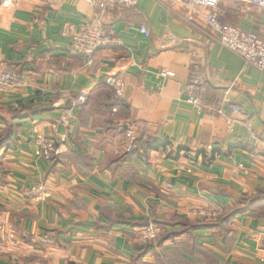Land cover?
<instances>
[{
  "label": "crops",
  "instance_id": "crops-1",
  "mask_svg": "<svg viewBox=\"0 0 264 264\" xmlns=\"http://www.w3.org/2000/svg\"><path fill=\"white\" fill-rule=\"evenodd\" d=\"M14 1L0 0V60L23 81L0 92V264H132L144 243L135 224L173 218L222 224L196 230L195 248L155 246L141 264H264V72L218 42L207 8L139 0L107 10L102 21L116 34L88 63L62 30L95 21L101 0ZM219 9L223 23L264 39L261 6L222 0ZM195 67L206 85L201 110L185 94ZM109 75L126 84L116 120L97 98L74 106ZM123 121L134 125H114ZM128 131L221 153L171 159L161 148L110 165L131 151ZM42 139L64 155L55 168ZM40 184L48 196L30 198Z\"/></svg>",
  "mask_w": 264,
  "mask_h": 264
},
{
  "label": "built area",
  "instance_id": "built-area-1",
  "mask_svg": "<svg viewBox=\"0 0 264 264\" xmlns=\"http://www.w3.org/2000/svg\"><path fill=\"white\" fill-rule=\"evenodd\" d=\"M94 2L93 0H88ZM180 3L191 7L205 6L206 23L209 25L218 42L239 55L246 65L253 66L264 72V39L253 30H244L230 24H225L220 20L219 5L222 0H176ZM240 1L249 4L259 5L264 9V0H231ZM139 0H101L99 2L100 13L95 21H90L77 30L71 25H64L63 34L72 37L71 48L73 52L81 54L89 59L88 63L93 61L94 54L101 47L109 43L115 36L116 31L113 27H106L102 21L103 13L107 10L117 7L132 8L138 4ZM5 6H13L16 4L14 0H4ZM141 31L148 33L145 26H142ZM163 75H169L168 70L162 72ZM106 82L112 86L116 93L124 97L126 84L124 80L115 75H109ZM23 85L21 75L15 70H9L2 65L0 60V92H7L13 88ZM206 90V85L203 81V75L200 70L195 67L191 73L190 80L185 87L187 99L193 103L198 109H203V101L201 93ZM89 93L82 92L74 99V106H81L86 103ZM232 111L235 115L242 114L243 110L239 105H234ZM127 136L130 141L127 145L128 150L132 149L134 138L132 132L128 131ZM40 147L43 157L50 160L52 152L59 153L60 149L56 147L54 141L49 139L40 140ZM259 150L264 154V138L258 139ZM48 188L44 184L30 187L26 194L33 199H45L48 196ZM162 232V227L158 224H150L139 229V238L142 242H148L156 239ZM43 243L52 242L50 236L42 238Z\"/></svg>",
  "mask_w": 264,
  "mask_h": 264
},
{
  "label": "trees",
  "instance_id": "trees-1",
  "mask_svg": "<svg viewBox=\"0 0 264 264\" xmlns=\"http://www.w3.org/2000/svg\"><path fill=\"white\" fill-rule=\"evenodd\" d=\"M20 74L21 72L18 71ZM21 75V74H20ZM203 81L205 82L204 78ZM100 94V96H98ZM99 100L98 104L104 112H109L112 116L111 120H116L118 117V110L122 107H128V103L124 97L119 96L115 89L110 86L107 82L102 86L101 90L98 91L95 95V92H91L88 96V99L85 104L81 105V107L86 106L91 100ZM204 107V105H203ZM117 127H121L123 130H127L128 126L134 125L133 122L123 121V124H114ZM110 126V125H108ZM119 127V128H120ZM4 141H0V149H3ZM5 148V147H4ZM163 148L167 151L166 156L171 159H177L180 157L181 152L188 155L193 153L195 156H204L208 157L207 161H212L215 156L221 153L219 148H213L212 151L208 152L207 148H199V149H191L187 145H176L174 144L168 137H159L156 135H152L150 133H142L139 138L134 140L131 151L125 152L118 158L111 161L114 164H122L127 159L132 158L134 155H138L142 160L147 161L149 158V154L152 151H156ZM142 150V152H141ZM210 153V155H209ZM64 159L63 154H58L55 152L51 153L50 161L52 164V168H55L59 163H62ZM111 167V166H110ZM228 218V217H227ZM158 225L162 227L161 234L154 240H150L148 242H144L141 244H134L135 249L138 251V255L136 260L132 264H141L146 255H148L151 250L155 246H163L165 244H174L177 248L188 249V247L195 248V231L203 228H216L221 227V220L216 223L213 222H204L200 221H192L186 218H173L172 220H164L156 222ZM139 226V228L148 226L150 224H135ZM176 226H179L176 228ZM168 227H171L169 229ZM51 237V236H50ZM52 238V237H51ZM187 244V245H186ZM194 252V250H193Z\"/></svg>",
  "mask_w": 264,
  "mask_h": 264
},
{
  "label": "rangeland",
  "instance_id": "rangeland-1",
  "mask_svg": "<svg viewBox=\"0 0 264 264\" xmlns=\"http://www.w3.org/2000/svg\"><path fill=\"white\" fill-rule=\"evenodd\" d=\"M220 10V9H219ZM188 157H189V155H188ZM190 158V157H189ZM38 200H40V199H38ZM43 200V199H42ZM139 229H141V228H139ZM52 239V238H51Z\"/></svg>",
  "mask_w": 264,
  "mask_h": 264
}]
</instances>
